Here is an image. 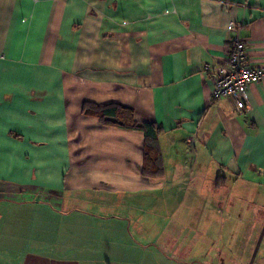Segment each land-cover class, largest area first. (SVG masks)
I'll list each match as a JSON object with an SVG mask.
<instances>
[{
  "label": "crops",
  "instance_id": "0c3cea01",
  "mask_svg": "<svg viewBox=\"0 0 264 264\" xmlns=\"http://www.w3.org/2000/svg\"><path fill=\"white\" fill-rule=\"evenodd\" d=\"M236 38L264 72V0H0V264H264V76L237 112L204 70Z\"/></svg>",
  "mask_w": 264,
  "mask_h": 264
},
{
  "label": "built area",
  "instance_id": "2783aa9c",
  "mask_svg": "<svg viewBox=\"0 0 264 264\" xmlns=\"http://www.w3.org/2000/svg\"><path fill=\"white\" fill-rule=\"evenodd\" d=\"M236 30L233 23L228 25V33ZM229 41L224 61L206 65L204 70L213 83V101L228 99L237 112H243L249 104L250 87L260 82L264 72L250 66L247 48L241 41L237 38Z\"/></svg>",
  "mask_w": 264,
  "mask_h": 264
},
{
  "label": "trees",
  "instance_id": "16d2710c",
  "mask_svg": "<svg viewBox=\"0 0 264 264\" xmlns=\"http://www.w3.org/2000/svg\"><path fill=\"white\" fill-rule=\"evenodd\" d=\"M99 111H102L101 123L111 126H119L128 129L141 131L144 135V160L145 166L142 168L143 175L155 176L160 175L163 170L162 159L160 155V149L156 142L157 130L151 125L140 124L133 122L132 119L127 118L128 124L119 122L116 118L114 119L115 111L121 110L124 112V120L128 117V113L124 109H118L117 107L106 108L99 107Z\"/></svg>",
  "mask_w": 264,
  "mask_h": 264
},
{
  "label": "rangeland",
  "instance_id": "374dc122",
  "mask_svg": "<svg viewBox=\"0 0 264 264\" xmlns=\"http://www.w3.org/2000/svg\"><path fill=\"white\" fill-rule=\"evenodd\" d=\"M258 207H260V206H256V209L258 208ZM1 208H3V207H1ZM8 213H10V212H8ZM7 214V213H6ZM144 258H145V256H143ZM211 257V255L209 254L208 256H207V261H208V259ZM226 257V254H223V257H222V259H224ZM4 258H5V256H4ZM222 264V263H221Z\"/></svg>",
  "mask_w": 264,
  "mask_h": 264
}]
</instances>
